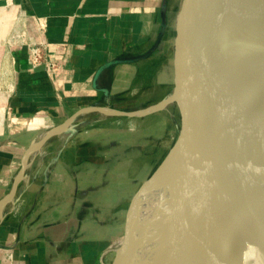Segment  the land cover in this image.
I'll return each instance as SVG.
<instances>
[{
  "label": "crops",
  "instance_id": "0c3cea01",
  "mask_svg": "<svg viewBox=\"0 0 264 264\" xmlns=\"http://www.w3.org/2000/svg\"><path fill=\"white\" fill-rule=\"evenodd\" d=\"M164 2L166 28L154 53L97 75L104 64L139 57L154 45ZM180 5L181 0H0V264H105L113 253L112 262L137 191L121 223V206L100 208V168L114 158L105 157L98 143L70 139L57 146L49 141L28 157L23 172L22 159L40 134L80 108L128 110L120 107L129 105L126 95L138 82L142 90L147 82L145 89H151L168 56L173 79ZM20 11L45 21L38 38L60 64L53 79L31 68L26 50L4 45Z\"/></svg>",
  "mask_w": 264,
  "mask_h": 264
},
{
  "label": "water",
  "instance_id": "95a60500",
  "mask_svg": "<svg viewBox=\"0 0 264 264\" xmlns=\"http://www.w3.org/2000/svg\"><path fill=\"white\" fill-rule=\"evenodd\" d=\"M165 28L164 2L161 31L154 45L139 57L104 64L97 75L116 64L150 57ZM175 32L172 87L164 99L133 110L78 109L43 132L47 133L43 139L32 142L23 156L21 172L28 157L52 137L66 134L77 116L98 112L141 118L174 107L177 136L132 196L111 264H122L130 246L136 245L132 239L135 206L157 178L162 184L155 206L197 191L200 219L196 216L199 221L191 236L214 264H264V0H181ZM247 60L249 69L243 67ZM8 200L10 196L1 204ZM173 235L166 238L162 257L152 260L156 233L149 231L140 241L142 264H177L183 256L192 261L194 249L181 253L174 242L179 235Z\"/></svg>",
  "mask_w": 264,
  "mask_h": 264
},
{
  "label": "rangeland",
  "instance_id": "374dc122",
  "mask_svg": "<svg viewBox=\"0 0 264 264\" xmlns=\"http://www.w3.org/2000/svg\"><path fill=\"white\" fill-rule=\"evenodd\" d=\"M166 49L165 55L168 56L170 49L168 47ZM168 58V66L161 73L158 70L155 73L152 79L154 86L149 90L145 89L147 82L142 90L138 82V85L126 95V98L131 100L129 105L120 107L128 110L144 108L151 103H156L158 98L170 90L172 71L170 56ZM157 82H163L165 85L158 88L155 85ZM177 125L178 115L174 107L141 118L105 116L98 112H89L85 116H77L71 122L66 134L54 136L50 141L56 142L55 146L65 142L66 139L67 141L71 139L76 144L86 141L98 143L105 157L110 155L114 158L110 165L106 164L104 168H100V208L107 212L121 206L118 210L121 223L128 199L151 175L154 163L159 162L162 154L174 142L177 136ZM48 130L50 129L46 131ZM106 151L109 153L106 154ZM160 187L161 185L157 187L154 185L148 196L157 197ZM155 207L152 200V206L148 207L146 212V215H149L147 219L151 217V208ZM141 224H137L138 229H141ZM114 245L111 247H115ZM112 257L113 253H110L103 262L110 264Z\"/></svg>",
  "mask_w": 264,
  "mask_h": 264
},
{
  "label": "bare ground",
  "instance_id": "6f19581e",
  "mask_svg": "<svg viewBox=\"0 0 264 264\" xmlns=\"http://www.w3.org/2000/svg\"><path fill=\"white\" fill-rule=\"evenodd\" d=\"M251 9H256V6H252ZM250 65L251 64L248 63L247 60L244 61L243 67L245 69H249L251 68ZM46 135L47 133L40 135L42 136L40 140ZM161 184V178L155 179L152 184L142 193L141 197L136 203L132 225V239L133 242L135 241L136 245L133 249H131L130 246L122 264H142L143 260H141V258H145L141 254L140 241L151 230L156 233V242L152 250V260H157V258H160V256L163 255L162 253L165 247L166 238L169 235L174 236L173 234L177 233L179 235V239L176 238L174 242H176V247L181 251V253L185 251V248H187L188 251L194 249L192 254L193 257L191 258L192 261H189L187 256H183L177 260V264H214L204 247L198 244L191 236V232L193 230L192 228L200 219V215H198L200 199L197 204L196 198L198 193L196 190H191L186 194L181 195L180 198L169 201L165 205H156L155 208H151V217L147 219L149 215H146V212L148 211V207L152 206V200H154V203H156V200L160 198V194H158L157 197L152 195L148 196V194L154 185L157 187V185ZM148 197L150 199H148ZM147 200L150 201L148 202ZM194 211L196 212L195 214ZM196 216H198L199 219H196ZM162 220H164L163 223ZM192 220H194V224H192ZM140 223H142V226L141 229H138L137 224Z\"/></svg>",
  "mask_w": 264,
  "mask_h": 264
},
{
  "label": "built area",
  "instance_id": "2783aa9c",
  "mask_svg": "<svg viewBox=\"0 0 264 264\" xmlns=\"http://www.w3.org/2000/svg\"><path fill=\"white\" fill-rule=\"evenodd\" d=\"M45 29L46 24L43 19L31 17L20 11L12 28L4 38V45L7 48L26 50L27 60L31 68H41L48 77L53 79L60 69V64L54 55L48 51L47 43L38 38L45 32ZM36 152H40V149ZM8 259L10 260V258Z\"/></svg>",
  "mask_w": 264,
  "mask_h": 264
},
{
  "label": "trees",
  "instance_id": "16d2710c",
  "mask_svg": "<svg viewBox=\"0 0 264 264\" xmlns=\"http://www.w3.org/2000/svg\"><path fill=\"white\" fill-rule=\"evenodd\" d=\"M165 156V154H162V156H161V158H160V160L159 161H161L162 159H163V157ZM159 163V162H158ZM157 163V164H158ZM157 164H155V166H157Z\"/></svg>",
  "mask_w": 264,
  "mask_h": 264
}]
</instances>
